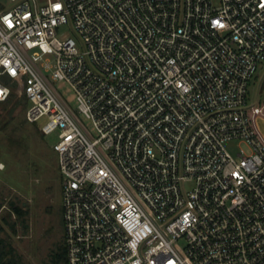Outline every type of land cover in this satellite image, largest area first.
Segmentation results:
<instances>
[{
    "label": "built area",
    "instance_id": "2783aa9c",
    "mask_svg": "<svg viewBox=\"0 0 264 264\" xmlns=\"http://www.w3.org/2000/svg\"><path fill=\"white\" fill-rule=\"evenodd\" d=\"M12 1L0 102L58 131L67 264H264V0Z\"/></svg>",
    "mask_w": 264,
    "mask_h": 264
},
{
    "label": "rangeland",
    "instance_id": "374dc122",
    "mask_svg": "<svg viewBox=\"0 0 264 264\" xmlns=\"http://www.w3.org/2000/svg\"><path fill=\"white\" fill-rule=\"evenodd\" d=\"M0 2L4 8L13 5L12 0ZM70 35L74 36L68 28L59 32L60 38ZM262 75L264 70L259 69L257 80L251 82L250 96L253 100L264 98V91L261 93L258 88ZM49 84L61 94L86 129L95 135L91 121L77 112L76 96L70 85L52 79ZM22 93L21 89L15 88L11 92L15 96L8 105L0 102V240L3 242L0 264L11 259L15 264H47L52 251L64 245L61 175L53 149L58 131L46 135L38 131L46 117L35 123L26 120V109L18 103ZM30 104L28 101V106ZM256 118L264 138V118ZM225 147L233 156L241 148L247 150L244 143L234 140L226 142ZM190 187L191 183H187L186 188ZM9 201L23 203L27 207V228L9 208Z\"/></svg>",
    "mask_w": 264,
    "mask_h": 264
},
{
    "label": "trees",
    "instance_id": "16d2710c",
    "mask_svg": "<svg viewBox=\"0 0 264 264\" xmlns=\"http://www.w3.org/2000/svg\"><path fill=\"white\" fill-rule=\"evenodd\" d=\"M4 9V7H0V10ZM264 89V85H262L260 92L262 93ZM14 94H10L9 98L5 101H3L6 105H8L14 98ZM18 103H21L23 105V108L27 109L28 107V101L24 93H22V96L19 98ZM17 104V103H16ZM38 131H40L38 129ZM24 139V138H22ZM9 208L11 211L16 215V217L20 220V223L23 227L27 228V214L28 209L26 206L23 205V203H18L15 201H9ZM13 228V227H12ZM3 245V242L0 240V246ZM2 264H15L14 259H11L7 262H2ZM47 264H67V256H66V249L65 246L61 247L60 249H57L55 251H52L49 257V261Z\"/></svg>",
    "mask_w": 264,
    "mask_h": 264
},
{
    "label": "crops",
    "instance_id": "0c3cea01",
    "mask_svg": "<svg viewBox=\"0 0 264 264\" xmlns=\"http://www.w3.org/2000/svg\"><path fill=\"white\" fill-rule=\"evenodd\" d=\"M1 6L4 7V6L1 4V2H0V7H1Z\"/></svg>",
    "mask_w": 264,
    "mask_h": 264
}]
</instances>
